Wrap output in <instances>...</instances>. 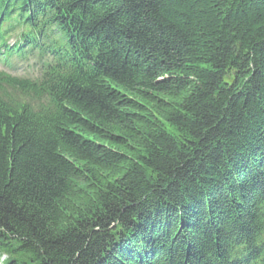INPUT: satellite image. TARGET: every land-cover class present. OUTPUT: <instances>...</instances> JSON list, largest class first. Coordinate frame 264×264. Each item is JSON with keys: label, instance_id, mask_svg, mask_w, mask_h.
I'll use <instances>...</instances> for the list:
<instances>
[{"label": "trees", "instance_id": "1", "mask_svg": "<svg viewBox=\"0 0 264 264\" xmlns=\"http://www.w3.org/2000/svg\"><path fill=\"white\" fill-rule=\"evenodd\" d=\"M0 264H264V1L0 0Z\"/></svg>", "mask_w": 264, "mask_h": 264}, {"label": "water", "instance_id": "2", "mask_svg": "<svg viewBox=\"0 0 264 264\" xmlns=\"http://www.w3.org/2000/svg\"><path fill=\"white\" fill-rule=\"evenodd\" d=\"M260 1H264V0H260Z\"/></svg>", "mask_w": 264, "mask_h": 264}, {"label": "bare ground", "instance_id": "3", "mask_svg": "<svg viewBox=\"0 0 264 264\" xmlns=\"http://www.w3.org/2000/svg\"><path fill=\"white\" fill-rule=\"evenodd\" d=\"M3 259H4V257H3Z\"/></svg>", "mask_w": 264, "mask_h": 264}]
</instances>
